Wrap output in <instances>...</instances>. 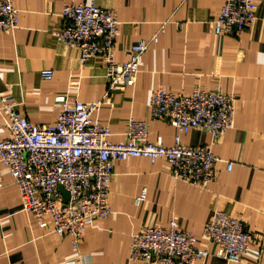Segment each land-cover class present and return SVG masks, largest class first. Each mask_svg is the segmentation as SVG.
<instances>
[{"label": "crops", "instance_id": "crops-1", "mask_svg": "<svg viewBox=\"0 0 264 264\" xmlns=\"http://www.w3.org/2000/svg\"><path fill=\"white\" fill-rule=\"evenodd\" d=\"M11 2L19 10V22L12 31L0 32V93L9 95L29 122L53 124L60 114L58 98L67 97L71 104H100L93 118L109 127L113 143L126 140L128 122L134 119L148 123L151 142L170 148L178 132L168 122L152 119L153 94L160 88L191 94L197 87L220 86L235 97L233 128L219 141L194 129L182 136V145L208 146L234 167L228 172L218 165L216 181L202 188L174 177L164 160L116 162L110 185L112 214L89 224L75 249L69 236L41 229L24 210L20 192L0 162V264H67L80 258L81 264H131L133 236L147 226L167 228L172 220L208 251L209 258L197 264H264V0H256V23L238 37L214 34L213 22L226 0ZM91 3L117 13V63L129 60L134 43L159 36L144 55L135 84L123 91H109L102 59L83 65L79 53L57 38L65 25L63 8ZM42 70H52V80L42 79ZM8 136V120L0 111V142ZM143 192L145 199L137 204ZM216 210L239 219L254 236L241 263L219 257V247L203 236Z\"/></svg>", "mask_w": 264, "mask_h": 264}, {"label": "built area", "instance_id": "built-area-1", "mask_svg": "<svg viewBox=\"0 0 264 264\" xmlns=\"http://www.w3.org/2000/svg\"><path fill=\"white\" fill-rule=\"evenodd\" d=\"M256 0H226L213 22L216 36L238 37L258 19ZM63 29L58 40L76 50L80 62L102 59L107 65L110 92L133 86L143 65L150 41L141 40L131 46L129 60L114 59L120 22L114 10L95 4H72L62 10ZM19 10L11 0H0V32L17 28ZM163 31V28L162 30ZM42 79L52 80V70H42ZM12 98L0 93V111L8 120L9 136L0 142V162L9 170L18 188L23 208L33 215L38 226L59 236H69L75 249L80 247L86 228L95 220H107L112 214L110 185L115 163L145 158L152 163L164 160L174 177L206 188L218 177L217 166L223 164L231 172L234 163L216 157L208 146L186 147L182 136L191 130L209 133L221 140L235 122V97L220 86L214 90L197 87L191 94H174L158 89L150 100L153 120H164L177 129L175 146L149 140L147 122L130 119L126 140L110 141L108 126L93 118L100 104L70 103L58 98L60 114L51 125L29 122L15 108ZM68 194V199L65 196ZM146 192L137 199L144 201ZM204 238L219 247L218 256L232 263L246 259L254 236L237 218L216 210L204 228ZM198 239L178 228L172 220L167 228L147 226L132 238L131 264H197L209 258ZM260 253V249L258 250ZM83 258L67 264H81Z\"/></svg>", "mask_w": 264, "mask_h": 264}, {"label": "water", "instance_id": "water-1", "mask_svg": "<svg viewBox=\"0 0 264 264\" xmlns=\"http://www.w3.org/2000/svg\"><path fill=\"white\" fill-rule=\"evenodd\" d=\"M66 198L68 199V194L65 193Z\"/></svg>", "mask_w": 264, "mask_h": 264}]
</instances>
